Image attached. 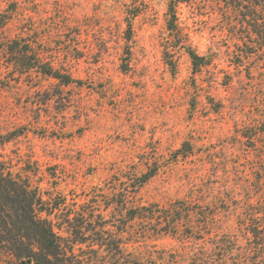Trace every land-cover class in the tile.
I'll return each instance as SVG.
<instances>
[{
    "label": "rangeland",
    "instance_id": "obj_1",
    "mask_svg": "<svg viewBox=\"0 0 264 264\" xmlns=\"http://www.w3.org/2000/svg\"><path fill=\"white\" fill-rule=\"evenodd\" d=\"M169 2L0 0V42L22 39L74 79L0 60V158L60 204L54 221L87 209L161 264L248 249L264 223V56L240 57L219 0H180L177 30ZM188 46L210 63L200 72ZM130 209L142 218L129 226ZM167 215L183 217L177 235ZM88 237L75 247L85 262L100 243ZM0 264L18 261L0 250Z\"/></svg>",
    "mask_w": 264,
    "mask_h": 264
},
{
    "label": "trees",
    "instance_id": "obj_2",
    "mask_svg": "<svg viewBox=\"0 0 264 264\" xmlns=\"http://www.w3.org/2000/svg\"><path fill=\"white\" fill-rule=\"evenodd\" d=\"M179 3L180 0L169 2L168 22L174 30L178 29ZM218 3L226 9L225 20L229 32L234 38L243 41L244 46L238 45L240 57L253 54L264 56V0H219ZM8 18L3 19V24ZM131 30L132 23L129 21L127 40L132 38ZM20 41L23 40L0 42V60L5 59L12 67L27 64L24 70L19 71L22 75L36 71L65 85L74 82L70 74L56 67L54 58L47 59ZM249 43L255 52L246 50L245 46ZM186 48L195 73L210 64L205 56L189 46ZM187 145L188 142L184 146ZM185 147L177 151L174 160L179 156H188L191 151H184ZM159 167L157 165L143 173L137 186L152 178ZM59 206L50 202V198L46 199L41 188L35 186L28 176L15 173L11 165L0 158V250L11 253L18 264L29 261L31 264H161L151 257V253L145 255L142 251H131L124 247V243L115 242L112 235L114 231L107 222L98 223V217L87 209L73 208L54 221L52 216H58L57 211L61 210ZM139 218H142L140 213L130 209L127 224ZM184 225L182 216L167 215L164 231L177 235ZM249 232L256 245H250L248 249L235 253L234 248L217 243L213 247L205 246L193 252L189 259L181 257L171 264H264V223H257ZM88 236H93L100 243L97 249H93L89 261L85 262L78 258L75 247L91 240ZM190 237L187 233L184 239Z\"/></svg>",
    "mask_w": 264,
    "mask_h": 264
},
{
    "label": "water",
    "instance_id": "obj_3",
    "mask_svg": "<svg viewBox=\"0 0 264 264\" xmlns=\"http://www.w3.org/2000/svg\"><path fill=\"white\" fill-rule=\"evenodd\" d=\"M30 262V261H29Z\"/></svg>",
    "mask_w": 264,
    "mask_h": 264
}]
</instances>
